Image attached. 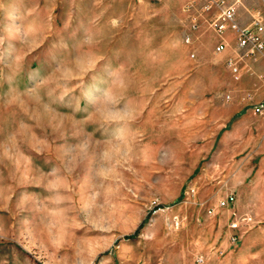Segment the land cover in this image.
<instances>
[{"label": "rangeland", "instance_id": "1", "mask_svg": "<svg viewBox=\"0 0 264 264\" xmlns=\"http://www.w3.org/2000/svg\"><path fill=\"white\" fill-rule=\"evenodd\" d=\"M202 5L0 0V264H264V62Z\"/></svg>", "mask_w": 264, "mask_h": 264}, {"label": "built area", "instance_id": "2", "mask_svg": "<svg viewBox=\"0 0 264 264\" xmlns=\"http://www.w3.org/2000/svg\"><path fill=\"white\" fill-rule=\"evenodd\" d=\"M203 5L201 7L202 12H207L212 7L217 9V13L208 19V26L213 30L218 38L214 50L217 52L223 51L225 43L222 38L224 32L228 31L233 34L236 46L242 49V54L246 58L252 59L253 56L261 54L264 50V41L262 39L263 27L261 16L257 12H252L250 20L246 26L239 25L237 21L236 9L240 5L242 0H201ZM189 5L184 7V10H189ZM198 27L197 16L190 17V30H194ZM188 38H185V42H188ZM227 67L231 73L233 80H238L240 77L239 68L232 60L227 61ZM252 114L264 115V104L255 103L251 107ZM232 200V196H228L225 199L217 201V206L223 207L229 201ZM242 222L233 220L229 224V228L234 232L241 227H247L252 222L249 216H243ZM231 242H236L238 236L235 234L230 235Z\"/></svg>", "mask_w": 264, "mask_h": 264}, {"label": "crops", "instance_id": "3", "mask_svg": "<svg viewBox=\"0 0 264 264\" xmlns=\"http://www.w3.org/2000/svg\"><path fill=\"white\" fill-rule=\"evenodd\" d=\"M262 2H263V5H264V0H262ZM241 4V7L247 12V10H246V8H245V6H244V4H245V2H244V0H243V2H241L240 3ZM257 8H258V10H259V12L261 13V21H262V27H263V33H262V39H263V41H264V6L263 7H261L259 4L257 5ZM212 9V8H211ZM214 9H216L215 7H214ZM210 11H213V10H210ZM210 11H209V13H210ZM215 13H217V9H216V11L213 13V15H215ZM240 13V12H239ZM258 13V12H257ZM250 15L252 14V13H249ZM250 19H248V16L246 15V16H241V13H240V16L238 15V23H239V25H241V26H243V25H245V24H247L248 23V21H249ZM246 26V25H245ZM198 29H199V27H198ZM217 38V37H216ZM217 40V39H216ZM242 55V54H241ZM241 57H243V56H241ZM256 60L257 61H255V63H251L250 64V66H251V68H250V71H251V73L252 74H250L252 77L255 75L256 77H257V75L259 74V73H261V72H257L256 71V69H254V64H256L257 62H260V60H261V62H264V50L262 51V53L261 54H258V55H256ZM258 73V74H257ZM264 73V72H263ZM264 83V82H263Z\"/></svg>", "mask_w": 264, "mask_h": 264}]
</instances>
